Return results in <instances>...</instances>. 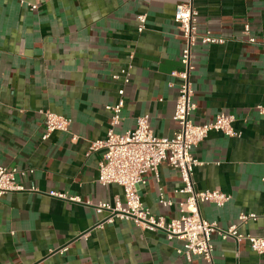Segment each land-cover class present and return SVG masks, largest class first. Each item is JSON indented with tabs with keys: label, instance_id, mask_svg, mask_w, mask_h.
I'll return each instance as SVG.
<instances>
[{
	"label": "crops",
	"instance_id": "crops-1",
	"mask_svg": "<svg viewBox=\"0 0 264 264\" xmlns=\"http://www.w3.org/2000/svg\"><path fill=\"white\" fill-rule=\"evenodd\" d=\"M24 1L0 0V166L26 171L17 176L25 190L0 198V264H206L180 255L183 242L162 231L119 218L100 225L108 213L86 204L124 200L119 185L99 182L103 152L88 153L90 142L106 137L107 106L118 102L121 88L125 106L116 132L134 129L144 114L158 137L179 129L174 111L181 81L171 73L182 68L184 38L174 14L185 2L192 3L201 34L225 39L194 47L193 120L232 113L240 133L211 131L194 148L201 162L194 169L196 188L231 195L222 207L203 203L202 215L264 236V116L256 107L264 105V0ZM139 14L147 16L142 32ZM121 69L129 82L113 78ZM41 110L69 117V130L44 140ZM181 187L179 172L163 162L139 192L151 213L170 219L181 215ZM242 213L258 217L240 224ZM212 240L215 264H264L247 240L216 234Z\"/></svg>",
	"mask_w": 264,
	"mask_h": 264
},
{
	"label": "built area",
	"instance_id": "built-area-1",
	"mask_svg": "<svg viewBox=\"0 0 264 264\" xmlns=\"http://www.w3.org/2000/svg\"><path fill=\"white\" fill-rule=\"evenodd\" d=\"M25 3L24 0H21ZM37 5H31L36 8ZM174 20L184 38V47L181 52L182 68L171 74L180 79L179 93L176 100L174 120L179 129L172 137H158L154 134L149 115L144 114L137 118L136 127L122 133L116 132V127L122 120V111L125 106V89L118 93L120 98L115 105H109L112 116L110 128L103 139L90 142L88 153L102 151L99 162V182L104 186L119 185L123 189L124 200L116 197L113 202L101 201L92 205L97 213L107 212L108 216L101 221L113 223L116 218L132 220L137 226L147 231H162L169 240L178 239L183 242L177 252L187 260L195 256L202 257L206 264L214 262V243L212 236L216 234L221 239L233 238L237 243L247 240L252 250L264 255V236L245 234L239 231V224L227 228L219 226L216 222L204 218L201 211L203 203H214L219 207L231 200V195L219 189L198 190L193 179L194 169L200 160L194 155V148L202 142L211 131H219L227 136H239L234 128L236 117L232 113L221 112L214 120L205 123H196L193 112L197 105L193 99L194 87L192 72L194 66V47L198 42L205 45L223 44L225 39L212 35L209 31L200 33L197 25V13L191 2L179 3L176 6ZM138 31L146 27L147 16H137ZM250 25L245 24L244 32L250 35ZM249 41L255 39L250 37ZM124 76V82H129L128 71L121 69L113 75L114 79ZM258 112L264 116V105L258 104ZM46 126L43 139H47L54 131L69 130L71 119L67 116L54 113L50 110H41ZM264 141V135H263ZM167 162L179 172L182 187L178 192L185 194L186 198L180 203L181 215L166 219L155 215L147 208L140 196V188L146 183L149 172L157 173L161 163ZM26 171L15 167L0 166V198L5 194L24 191L25 187L18 181L17 176H24ZM49 195L60 199L81 202L79 197H70L66 193L50 191ZM164 205L170 202L161 199ZM255 213H242L240 224L250 219H257ZM66 248L62 249L65 251Z\"/></svg>",
	"mask_w": 264,
	"mask_h": 264
}]
</instances>
